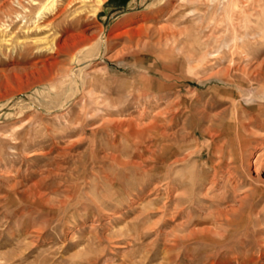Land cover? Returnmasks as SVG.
I'll return each mask as SVG.
<instances>
[{"label": "rangeland", "instance_id": "obj_1", "mask_svg": "<svg viewBox=\"0 0 264 264\" xmlns=\"http://www.w3.org/2000/svg\"><path fill=\"white\" fill-rule=\"evenodd\" d=\"M67 1L0 0V264H264V218L257 233L232 211L264 185V126L241 140L234 129L241 106L264 112V37L243 54L222 44L239 0H104L94 13ZM165 108L178 175L212 177L221 148L234 194L207 182L173 209L158 179Z\"/></svg>", "mask_w": 264, "mask_h": 264}, {"label": "bare ground", "instance_id": "obj_2", "mask_svg": "<svg viewBox=\"0 0 264 264\" xmlns=\"http://www.w3.org/2000/svg\"><path fill=\"white\" fill-rule=\"evenodd\" d=\"M71 1L73 0H68L67 2L68 3H71ZM80 1V0H79ZM83 1H88L89 3H91V5L89 4L88 7H89V12H97L98 8L103 5V3L105 2L104 0H83ZM50 2V1H49ZM213 0H208V6L210 7V3H212ZM222 2V1H221ZM81 3V2H80ZM50 4V3H49ZM239 5L238 9L235 10L231 15L229 13V18H228V22L226 23V26L229 33H227V37L222 40V44L223 45H227L228 46V42H232L233 45H234V48H236V53L237 52H243L245 53V50L244 48H246L249 44L251 43H255L259 37H264V0H239V3H237ZM236 4V5H237ZM54 4L51 3L50 4V8L51 6H53ZM235 5V6H236ZM212 6V5H211ZM217 6V5H216ZM229 6V5H228ZM227 6V7H228ZM87 7V8H88ZM219 7V6H218ZM45 9V8H44ZM235 9V8H234ZM228 10V8H227ZM39 11H38V14L39 15ZM234 14V16L232 17V15ZM95 15V14H94ZM255 16H261L262 17V22H261V26L260 25H254L255 23L253 22H256L257 23V19L255 21L252 22V17ZM234 18V19H233ZM259 18V17H257ZM252 19V20H251ZM43 28V25L39 24L35 26V28ZM226 30V28H225ZM224 30V31H225ZM28 31V30H27ZM262 37V38H263ZM42 39V38H41ZM45 43L46 48H50L52 51H54L55 53H60L64 50L63 46L59 43V41H55L52 39H49L47 40ZM231 46V45H230ZM246 46V47H245ZM232 48V47H231ZM248 48V47H247ZM250 48V47H249ZM252 48V47H251ZM254 50V49H253ZM250 51V50H249ZM256 51V50H255ZM254 51V52H255ZM253 52V53H254ZM242 53V54H243ZM248 53V52H247ZM256 53V52H255ZM208 54V53H207ZM238 54V53H237ZM251 54V53H250ZM254 55V54H253ZM244 58H250L247 55H244ZM222 60V59H221ZM234 57L231 56V58L229 59V62L230 63H233L234 62ZM259 67V66H258ZM248 69V68H247ZM249 70V69H248ZM256 71V70H255ZM250 71H248V75L246 77H248L249 79H259V78H256L258 73L255 74V75H249ZM263 74V72H262ZM245 77V78H246ZM263 78V77H261ZM260 78V79H261ZM247 79V78H246ZM247 81H250V80H247ZM251 82V81H250ZM254 82V81H253ZM256 82V81H255ZM263 91V90H262ZM262 93V92H261ZM264 93V92H263ZM241 106V105H240ZM171 108V107H170ZM240 109V108H239ZM171 111V109H169ZM248 111V110H247ZM250 111V110H249ZM261 110L258 109V112H260ZM161 120H160V124H159V129H158V134H157V137H158V148H159V154H158V161H159V165H158V179L160 181H162L165 185L163 186L165 188V190H163L164 192L162 194H164L165 198H169V201L172 202L173 204V209L174 210H177L180 208V206H182L181 204L182 203H185L187 204V202H189V204L193 203V201L196 199V196L197 195H200L201 193V189H203L202 187L204 186L205 183L209 182L210 183V187L208 189H211L212 191L217 188V187H223L224 188V193L225 192H229V197L231 196V193H230V189L231 191L233 192V194L235 193V190L238 186H241V183L242 181L240 180V178L238 177V172L234 169L233 172H231V176L232 178L225 175V177L222 176V173L219 174V172H224L225 170H223L224 168V163H225V155H224V150H222L221 148H213V150L210 152V155L208 157V160H209V164L207 165L208 167L212 168L213 169V175L212 177H208V174H207V169L206 167L205 168H200L198 170V172H196L195 170H191L189 171V175H185L187 176V179H182L178 173H177V169H176V163L178 161V159L175 157V150L170 147L168 145V141H167V130H168V121H167V108H165L164 110H162L161 112ZM264 114V112H262ZM260 114V115H263V114ZM259 115V116H260ZM257 114H254V115H246L245 113V107L244 106H241V111L238 112L237 111V115L234 116V129H238L236 130L235 132V135L238 139H242V136L245 132H250L253 133L252 130H250V128L254 125H259L260 127L261 126H264V119L262 118L261 120ZM170 119V118H169ZM229 127H232V125H230ZM264 128V127H263ZM252 129V128H251ZM231 134V133H230ZM247 134V133H245ZM255 134V133H254ZM247 135L250 136V134L248 133ZM210 136L211 137H214L215 134H211L210 133ZM233 136V135H232ZM253 136V134L251 135ZM234 137V136H233ZM254 138V137H253ZM227 139V138H226ZM237 139V140H238ZM246 139V137H245ZM257 139V138H255ZM248 140V139H246ZM258 140V139H257ZM235 141V140H234ZM253 142V140H251ZM238 142V141H237ZM249 142V141H248ZM260 145V144H259ZM223 146V145H222ZM256 146V145H255ZM239 146L237 145L236 149L238 148ZM235 148V147H234ZM246 148V147H245ZM252 148V147H251ZM243 150V148H241ZM254 149V148H253ZM240 150V149H239ZM263 150V149H262ZM219 153L218 155V159L217 161H213V158H214V154L215 152ZM241 151V150H240ZM242 152V151H241ZM247 152V151H246ZM242 154V153H241ZM248 154V153H246ZM217 155V153H216ZM244 155V153H243ZM199 157L202 156V153L199 152L198 154ZM230 156V155H229ZM242 156V155H241ZM259 157V156H258ZM227 158V157H226ZM229 158V157H228ZM240 158V157H239ZM248 158V157H247ZM243 159V158H242ZM241 159V160H242ZM246 160V158H245ZM244 160V161H245ZM243 161V162H244ZM249 161V159H248ZM263 161V160H262ZM255 162V161H254ZM257 162V161H256ZM255 162V163H256ZM259 162V161H258ZM248 163V162H247ZM243 165V164H242ZM241 165V166H242ZM246 165V164H245ZM257 165V164H256ZM249 166H250V163H249ZM258 168H264V165H257ZM255 168V166H254ZM245 169V168H244ZM256 169V168H255ZM138 170V169H137ZM146 170V169H145ZM195 172V173H194ZM227 172V171H226ZM225 172V173H226ZM240 172V171H239ZM147 173V172H146ZM196 174V175H195ZM136 175V174H135ZM194 175V176H193ZM184 176V175H183ZM221 176V177H219ZM223 179V180H222ZM233 179V180H231ZM222 181V185L220 184ZM264 181V180H263ZM220 182V183H219ZM184 184L186 186L187 189H185L186 192H184L183 194H186V196L184 195V197L182 196H179L178 193L175 194V193H172V191H174L176 188H178V186L180 184ZM157 186V185H156ZM181 187V186H180ZM228 187H230V189H228ZM142 188V187H141ZM182 188V187H181ZM179 189V188H178ZM206 189V190H208ZM180 190V189H179ZM208 192V191H207ZM210 192V191H209ZM139 193V192H138ZM142 193H143V188H142ZM204 194V193H203ZM140 195V193H139ZM223 195V194H222ZM163 196V197H164ZM264 196V185H259V186H255V187H252L250 189H248L246 191V193H244V195L239 199V205L237 206V208H233L234 210H232L233 212H242L244 213V216H245V219L247 218V221L248 223L246 222L245 223V228H247V226L249 227V225H258V226H255V230H256V227H259V224L258 222L260 221V217H263L264 218V205H263V208L262 211L260 212L259 211H255L257 205L259 204V202L261 201V198ZM219 197V196H218ZM217 197V198H218ZM228 197V196H227ZM224 198V197H222ZM163 199V198H161ZM227 199V198H226ZM214 200V199H212ZM211 200V201H212ZM219 201H223L221 200L220 198L217 199ZM167 201V200H164L163 204H162V207H163V214H165L169 209H167L170 205V202ZM198 200L196 199V202ZM217 201V202H219ZM169 202V204H168ZM200 206H201V203L199 202L198 203ZM197 204V205H198ZM214 204V203H213ZM171 206V205H170ZM200 208V207H199ZM203 208V206H202ZM167 209V210H166ZM187 210V209H186ZM183 211V210H182ZM230 210H228L229 212ZM232 212V213H233ZM181 213V212H180ZM188 213V212H187ZM227 212H221L219 210H216L214 212H211L209 213L208 216H210V218H214V222H218L220 220H222L221 216L222 214H225ZM231 213V212H230ZM179 215V214H178ZM231 215V214H229ZM163 216V215H162ZM198 216V215H197ZM253 216V217H252ZM166 217V216H165ZM226 218V217H225ZM232 219V218H231ZM191 220V216H189V219L185 222V223H189ZM205 219H194L193 222H195L196 225H204ZM166 221V220H165ZM222 223V221H220V224ZM260 223V222H259ZM166 224V222H165ZM229 224H233V222L229 221ZM181 225V224H180ZM185 226V224H183ZM216 225V224H215ZM219 225V224H218ZM183 226V227H184ZM192 226V225H191ZM179 227V226H178ZM177 227V228H178ZM182 227V226H181ZM216 227V226H214ZM263 227V226H262ZM176 228V229H177ZM180 229V228H179ZM187 229V228H186ZM261 228H258V230H256L257 233H259V230ZM174 231V230H173ZM193 231V230H192ZM197 232L201 233V235H206V234H211L212 230L209 229V228H198L196 229ZM214 231V230H213ZM261 232V231H260ZM188 233V232H187ZM191 233V232H189ZM216 233V232H214ZM194 234V233H193ZM208 239H205V240H208V241H214L212 240V238L207 235ZM183 237H186L183 236ZM193 237V236H192ZM182 238V237H180ZM175 240V239H174ZM175 242H177L175 240ZM173 244V243H172ZM178 244V243H177ZM175 245V244H174Z\"/></svg>", "mask_w": 264, "mask_h": 264}]
</instances>
